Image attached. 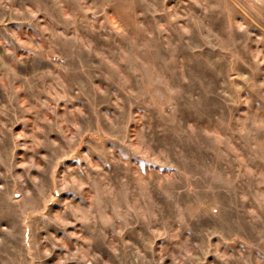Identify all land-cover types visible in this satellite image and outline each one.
<instances>
[{
	"label": "rangeland",
	"instance_id": "1",
	"mask_svg": "<svg viewBox=\"0 0 264 264\" xmlns=\"http://www.w3.org/2000/svg\"><path fill=\"white\" fill-rule=\"evenodd\" d=\"M0 264H264V0H0Z\"/></svg>",
	"mask_w": 264,
	"mask_h": 264
}]
</instances>
